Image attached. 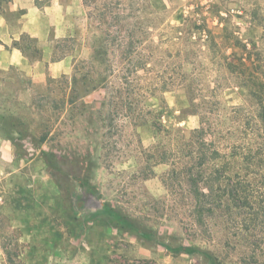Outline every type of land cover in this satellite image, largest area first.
Returning <instances> with one entry per match:
<instances>
[{
    "label": "rangeland",
    "instance_id": "374dc122",
    "mask_svg": "<svg viewBox=\"0 0 264 264\" xmlns=\"http://www.w3.org/2000/svg\"><path fill=\"white\" fill-rule=\"evenodd\" d=\"M103 1L62 0L63 29L72 35L56 55L70 54V73L48 76L34 87L17 70L11 72L14 82L0 76V139L6 135L11 142L9 153L0 149V264H258L264 259V211L253 217L246 207L234 210L233 220H216L212 236L200 234L162 182L167 164L156 165L146 180L134 175L142 165L140 150L158 140L151 123L136 125L119 116L108 132L106 89L98 81L93 88L82 75L84 67L72 87L74 65L89 60L102 37L96 12ZM119 2L138 15V36L150 54L142 83L177 75L184 58L181 71L194 88L198 111L214 109L218 128L230 140L242 135L238 125L254 119L247 89L218 69L204 31L193 23L205 20V29L216 37L227 26L264 60V0ZM5 14L12 24L18 16ZM59 14L49 11L48 20L51 15L59 20ZM32 42L33 49L40 47L28 39ZM138 97L143 107L161 112L173 135L187 138L199 125V114L191 112L188 94L177 82ZM82 197L85 206L78 209L75 202ZM111 217L148 237L102 223ZM181 244L198 249L178 254L167 249Z\"/></svg>",
    "mask_w": 264,
    "mask_h": 264
},
{
    "label": "trees",
    "instance_id": "16d2710c",
    "mask_svg": "<svg viewBox=\"0 0 264 264\" xmlns=\"http://www.w3.org/2000/svg\"><path fill=\"white\" fill-rule=\"evenodd\" d=\"M8 1L0 0V10ZM119 1L104 0L97 9L96 17L102 37L96 39L92 46L90 59L74 65L72 87L78 81L76 72L84 67L82 75L94 83L93 88L98 81L106 89L108 97L103 122L108 132L115 127L114 122L119 116L136 125L151 123L158 140L140 150L142 165L134 175L146 180L154 175L156 165L167 164L162 182L176 208L187 214L191 227L200 234L212 236L216 220L226 216L224 219L231 221L236 212L234 210L240 208L246 207L253 217L259 216L264 211V60L227 26H222L220 35L216 37L205 29V20L194 21L193 28L204 31L206 38L203 41L216 58L218 69L247 89V98L254 106L252 124L246 122L238 125L239 132L243 134L230 140L218 128L214 109H206L204 113L198 111V105L194 103V88L181 71L184 58L177 63L180 68L177 75L169 72V78L161 74L157 75L155 82L142 83L144 74L149 71L150 54L143 52V43L138 36V15L133 10L127 12ZM83 2L88 5L92 0ZM68 40L64 39L58 47H63ZM228 49L231 51L226 53ZM65 53L62 51L61 56ZM99 78L102 79L99 81ZM175 82L187 92L191 112L200 116L199 125L191 130L187 138L173 135L161 122V112L143 107L138 97L149 90H167ZM68 101L72 102L73 97H69ZM247 128H250V133ZM159 137L167 142H162ZM85 202L82 197L75 202V207L83 209ZM110 221L118 229L127 228L137 237H148L143 230L114 217L102 223L109 224ZM167 249L178 254L196 251L198 246L181 244ZM204 252L209 253L208 250ZM258 264H264V259Z\"/></svg>",
    "mask_w": 264,
    "mask_h": 264
},
{
    "label": "crops",
    "instance_id": "0c3cea01",
    "mask_svg": "<svg viewBox=\"0 0 264 264\" xmlns=\"http://www.w3.org/2000/svg\"><path fill=\"white\" fill-rule=\"evenodd\" d=\"M5 5L4 10H0V76H6V80L14 82L11 72L17 70L34 87L46 83L48 76L57 77L70 73V54L66 52L62 56V53L56 55L58 44L64 39H70L72 35L67 28L63 29L62 13L66 9L64 2L9 0ZM6 10L18 13L13 24L5 14ZM49 11L59 12V20L54 15L48 20ZM28 39L40 47L33 49V42L28 43ZM1 81L0 78V83ZM25 90L28 91L29 88ZM0 149L3 153L11 150V142L6 135L0 139Z\"/></svg>",
    "mask_w": 264,
    "mask_h": 264
}]
</instances>
